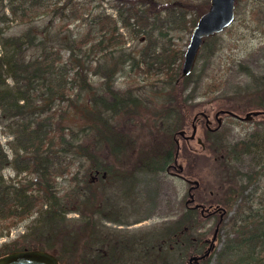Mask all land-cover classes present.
Masks as SVG:
<instances>
[{
    "label": "trees",
    "instance_id": "trees-1",
    "mask_svg": "<svg viewBox=\"0 0 264 264\" xmlns=\"http://www.w3.org/2000/svg\"><path fill=\"white\" fill-rule=\"evenodd\" d=\"M182 1L111 0L116 14L95 8L100 2L88 9L77 0L4 3L10 11L3 8L0 22L17 19L26 27L8 33V24L0 26V123L11 134L8 144L12 150L10 157L0 140V236L4 228L9 231L35 210V222L39 221L24 234L30 239L26 245L12 246L5 241L0 255L38 246L53 251L61 262L65 256L82 253L87 264L118 263L133 254L148 264H173L182 262L190 247L194 253L204 251L202 233L193 232L202 224L196 206H188L181 217L143 236L120 233L107 238L108 226L104 224V218L123 221L125 205L120 201L135 194L141 172H159L171 163L174 135L183 120L182 102L194 96L206 80V67L199 73L194 67L183 75L185 51L165 39L169 31L163 30L166 21L176 25L177 17L185 18L192 9L199 13L206 10L200 4L192 8L189 0ZM85 16L89 27L74 32L71 21ZM197 17L190 18L192 26ZM134 37H141L144 44L129 47L126 42ZM216 38L217 33L204 38L202 46L214 42L209 54L218 48ZM239 66L248 79L236 85L235 93L246 92L248 101L261 104L264 64L263 69L243 61ZM128 67L158 73L159 77L120 88L115 82ZM138 117L151 119L158 129L156 136L144 139L136 158L130 159L129 151L139 134H132L124 123ZM208 135L213 143L225 145L219 128L208 129ZM251 145L246 139L226 145L220 161L229 163L231 156L235 159L249 152ZM129 161L132 167L127 170L124 164ZM7 165L16 169L11 178L2 171ZM23 172L26 174L21 176ZM65 172L70 175L62 194L57 176ZM234 172L240 179L257 180L264 165ZM109 175L112 181L108 185L97 183ZM240 184L243 189L247 186ZM72 204L80 212L71 220L66 213ZM260 211L250 209L243 214L244 222L218 251V259L225 255L228 264H264V214Z\"/></svg>",
    "mask_w": 264,
    "mask_h": 264
},
{
    "label": "rangeland",
    "instance_id": "rangeland-1",
    "mask_svg": "<svg viewBox=\"0 0 264 264\" xmlns=\"http://www.w3.org/2000/svg\"><path fill=\"white\" fill-rule=\"evenodd\" d=\"M77 1L81 5L84 2L87 9L100 2V5L95 8L104 7L107 12L116 14L114 7L111 6V0ZM176 1L184 2L182 0ZM189 1L192 8L196 4H200L206 10L210 3V0ZM5 2L7 0L0 1V12H2L4 7L7 12L10 11L9 6L4 4ZM146 6L148 7L149 4H146ZM199 14L194 8L186 14L185 18L177 17L176 25L174 21H166L163 30L168 28L169 31L165 39L173 41L174 44L184 49L189 41L193 27L189 20ZM48 17L49 15L44 20H47ZM5 24H8V29L6 30L8 33H16L26 27L25 23H19L17 19H6L0 22L2 27ZM71 24L74 32L86 30L89 27L86 16L76 20L73 19ZM118 24L120 25L121 23L118 22ZM120 29L126 32V27L123 25H120ZM155 31H157V28ZM216 39L218 40V48L214 53L209 54L210 50H208L209 46L214 44L213 40H209L207 45L205 44L199 49L194 66L195 71L199 73L200 69L206 67L207 77L206 80L202 81L203 83L195 92L196 94L182 102L181 114L183 115V120L180 126L185 128V135H180L178 131L174 135L176 137V145H174L173 149V160L159 172L150 171L139 174V183L134 188L135 194L132 197L130 196L128 200L120 201L121 205H125L121 213L123 221L104 218V224L108 226L107 232L109 234L106 232L107 238L120 233L143 236L144 233L155 231L159 227L162 229L165 222L170 223L169 221H174V219L181 217L188 206L191 207L196 202H201L205 206V211L203 214L201 207L196 206V217L202 218V224L198 225L193 232L202 233V238L206 239V241L208 240L205 246L203 245L204 248L209 245V239L213 236L218 226L216 245L201 263L228 264L229 257L224 255L223 258L218 259V251L224 248L229 237L236 236V228L244 222V219L241 218L243 214L248 213L250 209L259 208L261 209L260 212L264 214V172L259 174L257 180H249L248 176L240 179L238 177L239 174L237 175L234 172L236 170L246 172L263 167L264 113H254V115L244 119L227 112L220 113L218 117L215 114L217 110L222 108H230L242 115L248 110H264V102L259 104L257 101H248L250 97L248 93H235L234 91L237 84L245 83L248 79L247 72L241 70L239 66L241 61L254 64L263 69L264 0H236L234 21L217 32ZM126 43L132 48H139L144 44L141 37H134ZM128 68L125 74H119L115 82L116 86L125 88L127 85L143 84L146 81L148 83V81H154L159 77L158 73L149 74ZM203 112L209 116L208 125L206 124L207 116ZM128 121L124 123V127L128 128L132 134H139L138 141L133 144L129 151L131 159L136 158L138 151L144 146L143 143L145 144V140L149 139V136H156L158 127L153 124L151 119L147 120L146 117H138L135 121ZM193 121L197 125V130L194 137H191L190 135L194 128ZM212 128H219L221 135H224V146H222L223 144L217 145L213 143V140L208 135V129L212 130ZM10 137L11 134L8 130H3L2 123H0V140L11 157L12 150L10 144H8ZM240 139L249 140L252 144L251 150L235 159L231 156L230 162L227 164H224V161H220L224 157L225 151H227L226 145ZM167 147H169L168 144ZM179 165H181V168ZM124 167L129 170L132 167V163L130 161L126 162ZM74 168V166L71 167V169ZM2 171L7 178H11L16 173V169L12 165L5 166ZM23 174H26V172H23L21 176ZM69 175L70 172H65L57 176L62 194L67 189V177ZM110 181H112V178L109 175L104 181L98 179L97 183L108 185ZM241 182L247 184L245 189L240 187ZM233 188H238L237 192H234ZM191 194L194 201L189 200ZM228 197L229 199L227 200ZM216 205L223 206L226 211L216 208ZM79 212L80 210L77 206L72 204L66 216L71 219L77 217ZM37 215L38 211L35 210L29 217H25V219L11 226L9 231L4 228L3 235L0 236V245L5 241L12 243V246L16 244L24 245L26 241H29V236L24 237V234L31 232V226L38 223L39 220L35 222V216ZM185 221L190 222L188 218ZM14 241L15 243H13ZM193 251V247H190L187 253L190 255ZM200 252L203 251L198 253ZM81 255L82 253L69 257L65 256L62 258V262L63 264H87L81 258ZM129 256L132 259H123L118 263H116L117 260H112L114 255L109 256L112 260L110 264H148L145 260H137L136 254ZM187 258L188 256L186 255L182 262H187Z\"/></svg>",
    "mask_w": 264,
    "mask_h": 264
},
{
    "label": "water",
    "instance_id": "water-1",
    "mask_svg": "<svg viewBox=\"0 0 264 264\" xmlns=\"http://www.w3.org/2000/svg\"><path fill=\"white\" fill-rule=\"evenodd\" d=\"M236 12V0H210L207 10L200 13L197 17L196 23L192 27V31L189 37V41L184 48V56L182 59V69L181 73L183 75L189 74V72L194 68L196 64V59L198 57L199 49L204 42V38L208 35L215 34L220 30L224 29V27L228 26L235 19ZM227 112L231 115H234L238 118L244 119L249 118L254 115V113H264L262 109H254L248 110L244 115L232 110L230 108H222L216 111V116L218 117L220 113ZM208 117V114L204 113ZM197 116V114H195ZM195 116V118H196ZM220 121V120H219ZM193 132L191 133V137H194L197 125L193 121ZM178 133L181 135H185V128H180ZM181 168V165H179ZM192 181L191 179H189ZM198 183V181L196 180ZM193 195L189 200H193ZM195 206L201 207L202 213L204 214L205 206L201 202H196ZM216 208L223 209L224 212L226 209L223 206L216 205ZM215 208V209H216ZM217 228L215 229V233L209 239V245L207 248L201 253H193L189 256V260L192 262L193 260L197 263L199 259L203 257H207L213 248L216 245L217 238ZM0 264H62L61 260L58 259L57 255L51 251L50 249H44L41 247H26L23 249L10 250L5 252V254L0 255Z\"/></svg>",
    "mask_w": 264,
    "mask_h": 264
},
{
    "label": "flooded vegetation",
    "instance_id": "flooded-vegetation-1",
    "mask_svg": "<svg viewBox=\"0 0 264 264\" xmlns=\"http://www.w3.org/2000/svg\"><path fill=\"white\" fill-rule=\"evenodd\" d=\"M209 117V116H208ZM208 123H209V119L206 117V124L208 125ZM203 242H208V240L206 241V239L204 240H202ZM206 248V247H205ZM204 248V249H205ZM194 253V252H193ZM192 253V254H193ZM191 255V254H190ZM189 254L187 255L188 256V258H187V262H176V263H173V264H202L201 263V261L205 258V257H203V258H201V259H199V261L196 263L194 260L191 262L190 260H189V256H190Z\"/></svg>",
    "mask_w": 264,
    "mask_h": 264
}]
</instances>
